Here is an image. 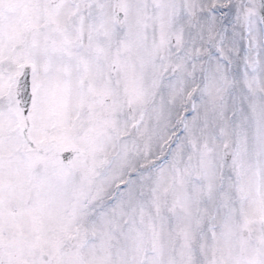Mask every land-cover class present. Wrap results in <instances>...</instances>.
Returning a JSON list of instances; mask_svg holds the SVG:
<instances>
[{
    "label": "snow or ice",
    "instance_id": "obj_1",
    "mask_svg": "<svg viewBox=\"0 0 264 264\" xmlns=\"http://www.w3.org/2000/svg\"><path fill=\"white\" fill-rule=\"evenodd\" d=\"M0 264H264V0H0Z\"/></svg>",
    "mask_w": 264,
    "mask_h": 264
}]
</instances>
